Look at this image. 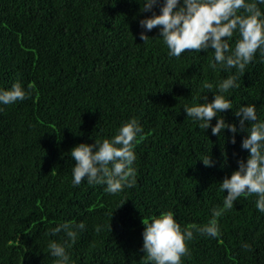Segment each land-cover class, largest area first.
<instances>
[{"label":"trees","instance_id":"obj_1","mask_svg":"<svg viewBox=\"0 0 264 264\" xmlns=\"http://www.w3.org/2000/svg\"><path fill=\"white\" fill-rule=\"evenodd\" d=\"M0 264H264V0H0Z\"/></svg>","mask_w":264,"mask_h":264}]
</instances>
